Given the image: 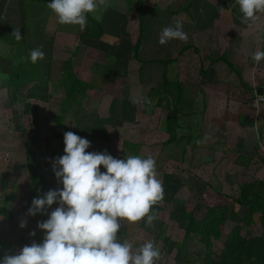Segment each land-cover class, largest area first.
Returning a JSON list of instances; mask_svg holds the SVG:
<instances>
[{"label":"crops","instance_id":"1","mask_svg":"<svg viewBox=\"0 0 264 264\" xmlns=\"http://www.w3.org/2000/svg\"><path fill=\"white\" fill-rule=\"evenodd\" d=\"M106 2V10L101 6V20L91 15L104 34L98 40L78 44V26L59 24L48 7L29 2L22 6L17 0L0 1L3 21L10 25L6 26L8 29L5 27L6 32L16 30L18 33L24 27V42L19 41L16 33L14 48L19 41L23 48L26 45L23 52L31 53L42 46L45 53V59L38 61L35 82L29 85L34 89L38 86L42 89L45 85L52 96L54 92H62L58 87L71 74L75 80L66 86L74 85V90L69 92L68 89L67 95L55 98L52 105L51 130L41 145L49 149L50 162L65 154L64 133L72 131L91 142L87 152L106 151L118 159L128 155H150L156 160L157 172L162 159H169L177 152L176 146L192 143L195 150L202 140L208 144L206 148L213 156L217 152L213 145L223 143L226 150L234 146L235 163L248 161V165L254 158L249 152L245 157V151H250L254 134L258 139H264V101L257 102V96L264 95V59L259 63L252 59L254 52L264 51V14H260L254 23H241L242 13L237 0ZM141 7H145L142 26ZM177 21L188 34L187 42L172 40L159 44L161 30ZM138 36L141 44L135 57L132 46ZM16 52L17 48L15 55ZM0 58L6 61L0 62V75L7 79V62L12 66L15 60ZM227 63L236 71H232ZM164 78L168 83L180 85L181 98L189 101L178 103L184 111L176 118L173 140L167 132L172 109L169 95L171 92L176 95L175 90L180 91L178 87H165ZM219 107L223 108L222 114L218 112ZM201 127L206 128L207 137L199 136ZM218 131L222 135L213 138ZM158 132L161 138H153ZM40 137L35 140L40 141ZM28 140L24 144H30ZM187 147H182L180 157L184 158ZM40 157L33 154L32 159ZM100 171H105L103 166ZM46 177L43 194L62 189L52 165ZM56 207L58 204L54 203L41 216L48 218ZM234 209L238 210L236 206ZM238 214L243 217L246 212ZM253 221L258 222L257 214ZM128 228L126 226L123 233L127 234Z\"/></svg>","mask_w":264,"mask_h":264},{"label":"clouds","instance_id":"2","mask_svg":"<svg viewBox=\"0 0 264 264\" xmlns=\"http://www.w3.org/2000/svg\"><path fill=\"white\" fill-rule=\"evenodd\" d=\"M237 2L241 23H254L264 14V0ZM101 6L107 9L106 0H51L47 5L59 24L78 26L81 31L89 15L102 19ZM172 40H188L180 21L164 27L158 43L164 45ZM43 59L42 46L31 51L33 64ZM252 59L259 63L264 51L254 52ZM261 100L264 95L257 96V102ZM63 142L65 154L52 159L62 189L38 195L26 213L43 215L54 203L58 204L46 221L37 224L45 233L43 242L25 245L18 254L4 255L0 264H157L162 254L154 241L134 248L131 242H121L118 237L123 221H143L151 227L157 219L153 206L163 201L164 190L156 160L150 155L118 159L106 151L87 152L91 142L72 131L64 133ZM101 166L105 171H100ZM26 223L21 221L19 227L24 228Z\"/></svg>","mask_w":264,"mask_h":264},{"label":"rangeland","instance_id":"3","mask_svg":"<svg viewBox=\"0 0 264 264\" xmlns=\"http://www.w3.org/2000/svg\"><path fill=\"white\" fill-rule=\"evenodd\" d=\"M0 13V57L14 59L15 66L13 70L20 73V67L26 68L29 63L33 64L30 60V53L25 52V45L23 53L18 50L16 55L14 54L16 48L19 47L18 43V46L14 48L18 33L16 30L6 32L5 27L10 25L3 21L4 14L2 10H0ZM24 48L21 47L22 51ZM33 65L38 66L39 63ZM34 70H37L38 73V69ZM6 81V76L3 75L2 78L0 75V148L3 154L0 168V199L3 193H8V185L13 189H17V187L24 188V190L30 189L32 174L38 177L42 184L45 182L47 184L46 175L49 166L52 165L49 149L41 145L43 139L51 130L50 120L54 115L52 105L55 98L48 94L45 85L42 86V89H39V86L35 88L34 92L37 95L24 91L12 93L5 88ZM73 82L75 80L72 74L66 81H62L64 85L73 84ZM261 101L263 102V100ZM169 104L172 105L171 102ZM221 109L223 108L219 107V114H222ZM139 123L140 125L143 124L142 122ZM200 132H202L201 135ZM198 134L202 138L208 136L205 127H201ZM221 135L222 133L218 131V135L215 134L212 137L217 138ZM36 137L42 139L36 141ZM233 137H230V139H233ZM153 138L160 139V133H155ZM27 140L30 143L28 145L24 144ZM202 141L199 143L198 149L195 150L190 145L192 143L179 144L176 146L177 152L172 153L171 158L164 157L162 159L158 169V179L162 181L164 199L158 205L153 206V211L157 214L153 226H145L143 221L130 224L127 221L122 222L123 226L126 225L129 228L126 234L123 233L126 226L125 228L121 227L118 233L120 241L127 240L131 242L134 248L148 240L154 241L162 254V258L157 264H184L183 255L177 253L176 248H174L175 244L179 245L181 243L184 234V222L180 218L183 211H193L194 217L200 220L203 218L207 206L228 203L227 205L231 207L230 201L224 197L237 196V184L241 181H250V178H252L264 182V167L261 162V157L264 156V139H258L257 135L254 134L252 138L254 142L249 148L250 151L244 149L245 153L249 152L252 159L254 158L249 161L247 167L238 166L235 163L236 153L232 151L234 146H231V150H226L223 143V145H213L217 151L213 156L210 149L206 148L208 144L202 143ZM184 145L188 147L183 158L180 157V151ZM33 154H39L41 157L32 159ZM245 155V157L248 156L247 153ZM212 156L213 160L211 161ZM19 194V197H21L22 193L19 192ZM13 205L17 212L13 223L9 227L13 228L15 234H17L16 239L13 240L14 242L17 241L14 244L13 251L19 253L25 245H30L33 242L38 244L43 242L45 233L37 228V224L46 221L48 218L40 214L36 216L26 215L27 211L22 199L15 201ZM237 211L242 214L244 210L238 208ZM18 220L19 224H17ZM21 221L27 222L24 228L19 227ZM233 225L234 223L229 222L228 227ZM244 231L258 235L261 228L259 223L256 222L251 227H244ZM31 232H35V236H30L29 233ZM186 248L187 252L190 255L192 254L193 257L197 251H203L202 245L197 242L195 235H190L187 238ZM221 248L220 243H215L213 251L218 254Z\"/></svg>","mask_w":264,"mask_h":264},{"label":"trees","instance_id":"4","mask_svg":"<svg viewBox=\"0 0 264 264\" xmlns=\"http://www.w3.org/2000/svg\"><path fill=\"white\" fill-rule=\"evenodd\" d=\"M17 1L22 6L25 2H29L36 3L44 7H47L48 3L51 2V0ZM140 9L142 13L140 25L142 26V18L144 17L145 7H141ZM103 34V28L92 18L91 15H89L86 28L81 31L78 27L76 43L80 44L85 40H98ZM139 39L140 37L138 36L132 46V53L135 57L137 56V52L141 44ZM18 43L19 47L17 48V51L19 50L23 53L21 49L22 44L19 41ZM3 60L4 59L0 58V62ZM4 62L6 61L4 60ZM7 64L8 65L5 68L7 74V84L5 88L12 93L24 91L26 93L35 94L34 87H31L29 84L35 82L38 73L37 70L34 69H37V66L29 63L27 67L24 65L26 68L20 67L21 70L19 73L16 70H13V67L15 66L14 64L12 66L8 62ZM164 65H166V63H164ZM227 66L232 71H236V68L230 63H227ZM63 71L66 72L65 67L63 68ZM19 77L20 79H18ZM66 80L67 79H64L63 81ZM163 83L165 87L167 86L173 89L178 87L179 90L180 85L177 83H168L166 78L163 79ZM242 85L245 87L243 83ZM66 86L67 85L62 83V85L58 87V89H61L62 92H58V94L51 89V92H54L52 96L54 98H59V96L62 97L67 95L66 91L68 89L69 92L74 90V85L71 87ZM175 93L176 95L172 92L169 95L172 101V109L169 112L167 132L172 140L176 134L174 131L177 126L176 118L180 112L184 111V107L177 106L180 103H189L186 99L183 100L181 98V91L176 92L175 90ZM191 111L192 109L189 107V112ZM2 160L3 154L0 148V168ZM261 162L264 165V157L261 159ZM247 163L248 161L236 162L237 165L245 164V167L248 166ZM237 185L238 195L226 196L225 198H228V200L230 199L231 207L234 205L237 208H242L244 210L243 214L246 212L245 216L240 217L238 211L231 208L229 205L207 206L205 214L200 220L194 217L193 211H183L181 213L180 218L181 221L184 222V234L179 245L174 243V248H176L177 253L183 255L184 264H264V184L257 179L250 178V181H241ZM42 186V181L32 174L30 189L24 190V188L20 189V187L13 189L10 185H8V193L6 192L5 194H2L0 199V259H2L6 254H18V252L13 251L15 246L14 244L17 243V241L14 242L13 240L16 239L17 234H15V230H13V228L9 227L13 223V219L15 218L17 212L13 207L14 202L22 199L27 211L31 206L32 200L38 195L43 194ZM27 191L28 193H26ZM19 192L22 193L21 197H19ZM255 214L258 215L259 227L261 228V232L258 235L244 231V227H251L253 225V217ZM229 222L234 223V225L228 227ZM17 224H19V220ZM190 235H195L197 237V242L202 245L203 249V251H197L194 257L192 254L190 255L187 252L186 248V240ZM215 243H220L222 245L218 254L213 251Z\"/></svg>","mask_w":264,"mask_h":264},{"label":"water","instance_id":"5","mask_svg":"<svg viewBox=\"0 0 264 264\" xmlns=\"http://www.w3.org/2000/svg\"><path fill=\"white\" fill-rule=\"evenodd\" d=\"M18 35L22 42H24V28H20L18 31Z\"/></svg>","mask_w":264,"mask_h":264},{"label":"built area","instance_id":"6","mask_svg":"<svg viewBox=\"0 0 264 264\" xmlns=\"http://www.w3.org/2000/svg\"><path fill=\"white\" fill-rule=\"evenodd\" d=\"M264 101V100H263Z\"/></svg>","mask_w":264,"mask_h":264}]
</instances>
